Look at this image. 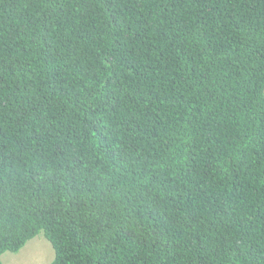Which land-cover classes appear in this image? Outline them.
<instances>
[{
  "label": "trees",
  "instance_id": "1",
  "mask_svg": "<svg viewBox=\"0 0 264 264\" xmlns=\"http://www.w3.org/2000/svg\"><path fill=\"white\" fill-rule=\"evenodd\" d=\"M264 264V0H0V264Z\"/></svg>",
  "mask_w": 264,
  "mask_h": 264
},
{
  "label": "rangeland",
  "instance_id": "2",
  "mask_svg": "<svg viewBox=\"0 0 264 264\" xmlns=\"http://www.w3.org/2000/svg\"><path fill=\"white\" fill-rule=\"evenodd\" d=\"M54 255L49 240L43 234H39L29 240L18 252H5L2 261L4 264H50Z\"/></svg>",
  "mask_w": 264,
  "mask_h": 264
},
{
  "label": "clouds",
  "instance_id": "3",
  "mask_svg": "<svg viewBox=\"0 0 264 264\" xmlns=\"http://www.w3.org/2000/svg\"><path fill=\"white\" fill-rule=\"evenodd\" d=\"M18 252V251H17ZM55 253V252H54ZM54 257H55V255H54ZM54 259V258H53ZM53 261V260H52ZM51 264V263H50Z\"/></svg>",
  "mask_w": 264,
  "mask_h": 264
}]
</instances>
